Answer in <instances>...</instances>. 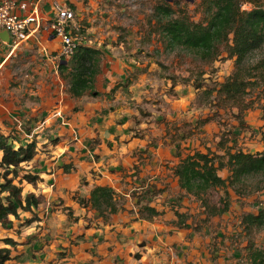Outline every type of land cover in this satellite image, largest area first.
<instances>
[{"label":"rangeland","instance_id":"obj_1","mask_svg":"<svg viewBox=\"0 0 264 264\" xmlns=\"http://www.w3.org/2000/svg\"><path fill=\"white\" fill-rule=\"evenodd\" d=\"M201 1L77 0L82 15L71 11L76 21L67 30L73 43L101 51L100 73L97 94L71 97L79 104L65 115L83 116L88 105L95 127H84V135L82 126L72 133L67 120L45 127L39 112L0 125L15 149L34 142V157L7 179L21 188L22 198L31 194L38 202L0 225V250L8 255L2 264H244L249 245L264 251V226L247 231L241 224L244 214L264 209V176L251 178L240 194L211 191L204 197L209 206L219 207L220 199L229 205L210 216L200 200L179 189L173 174L177 153L263 149L264 76L253 67L264 58V46L237 69L255 83L245 89L248 108L239 113L216 94L236 71L234 58L220 46L215 60H201L193 51L169 48L159 32L157 5L166 3L197 22ZM246 71L259 76L246 77ZM36 84L30 76H12L6 86L22 94ZM61 127L65 136L57 132ZM52 148L59 153L55 161ZM218 174L227 176L226 170ZM97 185L115 193V213L101 216L77 203ZM144 206L161 214L147 219L139 211Z\"/></svg>","mask_w":264,"mask_h":264},{"label":"trees","instance_id":"obj_2","mask_svg":"<svg viewBox=\"0 0 264 264\" xmlns=\"http://www.w3.org/2000/svg\"><path fill=\"white\" fill-rule=\"evenodd\" d=\"M243 4H248L250 9L242 10ZM200 7L201 18L194 22L184 12H175L166 3L157 5L154 14L159 32L169 48L193 51L204 61L215 60L220 54L218 47L222 46L228 58H234L236 71L219 86L216 94L223 102L230 103L242 113L248 108L243 103L242 95L248 86L255 83L245 79L237 69L250 53L264 46V0H202ZM100 58V50L76 43L69 57L60 59L57 72L67 84V92L71 97L97 94L94 89L96 77L100 73ZM253 71L264 76V58L254 65ZM245 75L250 78L259 76L249 71ZM260 109L264 117V103ZM261 140L263 149L256 153L231 152L230 149H225L222 154L210 151L177 153L179 160L173 168V174L179 189L200 200L210 216L227 212V201L220 199L219 207L209 206L204 197L215 189L226 192L227 188H231L240 194L251 178L264 176V124ZM0 152V168L4 171L0 173V225L6 226L9 224L8 216L15 217L18 209L29 210L31 205L36 206L38 203L31 194L22 198L21 188L12 185V181L7 179L9 174L13 178L17 177L19 165L34 157L35 145L31 141L15 149L10 136L0 134ZM222 170H226L225 178L218 174ZM23 179L31 182L34 178L26 175ZM77 203L101 216L113 214L117 209L116 195L105 185L92 187L87 199L77 198ZM139 211L145 213L147 219L161 214L148 206ZM241 219L247 231L263 227L264 209L256 214L246 213ZM6 253L7 250H0V264L8 259ZM244 264H264V251L249 245Z\"/></svg>","mask_w":264,"mask_h":264},{"label":"crops","instance_id":"obj_3","mask_svg":"<svg viewBox=\"0 0 264 264\" xmlns=\"http://www.w3.org/2000/svg\"><path fill=\"white\" fill-rule=\"evenodd\" d=\"M17 1H29L35 3L37 5L38 15L41 19V25L38 32L28 36L24 42L14 49L9 45L7 34L5 32H0L1 128H4L3 126L5 124H9L12 121L20 123L23 122L22 120L24 118L28 120L39 112L41 120L44 119L41 123L45 127L58 122L62 123L61 121L67 120L72 123V133H74V129L80 131L79 126H82L81 130L84 131V135L86 132L85 128L89 129L90 127H95V125L91 124L93 116L88 112L89 106L84 105L83 116H78L77 112L75 115L71 116L69 120L67 119L68 116L65 114L69 113L70 110H73L76 106L74 104H79V102L77 101L74 103V100L72 99L73 97L71 98L67 92L65 81H63L58 75L56 57L59 55L61 42L59 38L55 37L50 32L47 26V24L54 18L55 6L66 7L74 13L75 17H80L82 14L78 13L80 11L79 4L77 0ZM74 21L76 20L72 19L69 21L68 26L75 24ZM12 76H30L37 82V87L35 90H25L22 94H19L17 93L19 90L16 91L15 88L12 90L6 86ZM16 81L19 82L18 80ZM79 99L81 98L79 97ZM16 100H18L19 104L15 103ZM103 105L104 104H99L98 108H103ZM81 117L84 120H81ZM62 130H64V128L61 127V130L57 132L59 135L65 136V131ZM1 134L9 136L5 129L3 131L1 129ZM25 142H27V140H24V143ZM64 148L67 149L68 147L65 146ZM51 152L55 161L59 153H57L55 148H52ZM1 155L0 152V159Z\"/></svg>","mask_w":264,"mask_h":264},{"label":"built area","instance_id":"obj_4","mask_svg":"<svg viewBox=\"0 0 264 264\" xmlns=\"http://www.w3.org/2000/svg\"><path fill=\"white\" fill-rule=\"evenodd\" d=\"M73 19L72 12L66 7L55 6L54 18L47 24L50 32L61 42L57 58L69 57L74 44L67 30L68 23ZM41 19L37 5L29 1L1 0L0 1V32H5L11 48L17 47L28 36L38 32ZM1 67V65H0Z\"/></svg>","mask_w":264,"mask_h":264},{"label":"water","instance_id":"obj_5","mask_svg":"<svg viewBox=\"0 0 264 264\" xmlns=\"http://www.w3.org/2000/svg\"><path fill=\"white\" fill-rule=\"evenodd\" d=\"M189 2H191L192 0H188Z\"/></svg>","mask_w":264,"mask_h":264}]
</instances>
